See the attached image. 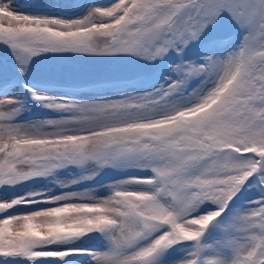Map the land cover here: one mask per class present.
Segmentation results:
<instances>
[{"label": "snow or ice", "instance_id": "1", "mask_svg": "<svg viewBox=\"0 0 264 264\" xmlns=\"http://www.w3.org/2000/svg\"><path fill=\"white\" fill-rule=\"evenodd\" d=\"M0 45L12 56L0 86L19 88L0 95V189L145 173L104 196L0 198V264H264V0H115L75 19L0 0ZM65 54L162 65L161 82L117 98L38 93L36 61ZM25 93L60 117L19 123ZM245 186L257 199L233 208ZM34 204L50 206L18 210ZM92 234L103 250L81 246Z\"/></svg>", "mask_w": 264, "mask_h": 264}, {"label": "rangeland", "instance_id": "2", "mask_svg": "<svg viewBox=\"0 0 264 264\" xmlns=\"http://www.w3.org/2000/svg\"><path fill=\"white\" fill-rule=\"evenodd\" d=\"M115 0H15L18 11L31 15L58 16L64 19H75L86 13L89 7H106ZM12 67L11 52L0 45V68ZM161 66L149 65L143 61L131 59H117L112 57L84 58L65 54L37 60L34 71L30 74V86L44 95L67 97L70 100H84L91 96L104 95L117 98L121 95L146 92L158 86L161 82L158 73ZM84 81H99V84L83 83ZM18 87L10 91L0 86V95H16ZM24 111L18 118L19 123L39 122L47 119H57L60 113L51 111L35 102L25 93L22 96ZM145 175L135 171H117L107 169L94 180L72 184L71 187L61 188L51 178L35 179L19 185L15 189H0V198L23 196L27 192H44L47 196L59 195L63 192H81L85 188L97 190V194L107 195L104 186L128 176ZM60 181H70L73 176L60 173ZM258 192L255 188L245 186L238 197L234 199L233 208H247L249 200H255ZM41 199V197H37ZM45 204H34L30 208H21L19 211H32ZM17 211V210H13ZM81 246L103 250V241L98 234L86 237ZM86 257H69L68 264H85Z\"/></svg>", "mask_w": 264, "mask_h": 264}]
</instances>
